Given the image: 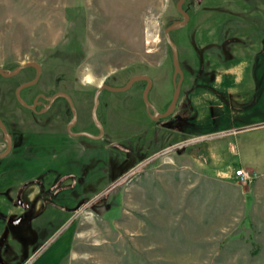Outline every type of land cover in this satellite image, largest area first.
I'll use <instances>...</instances> for the list:
<instances>
[{
  "label": "rangeland",
  "instance_id": "obj_1",
  "mask_svg": "<svg viewBox=\"0 0 264 264\" xmlns=\"http://www.w3.org/2000/svg\"><path fill=\"white\" fill-rule=\"evenodd\" d=\"M177 1L0 0V68L36 62L40 78L21 97L31 104L38 94L68 93L75 130L90 127L100 84L122 87L136 75L152 79L148 100L163 113L174 90L165 28L182 19ZM262 3L186 0L190 20L170 33L184 74L174 113L152 119L145 81L103 90V152L66 135L65 101L44 115L18 102L34 68L0 75L14 154L28 153V143L68 146L51 162L68 184V223L24 221V239L34 240L23 244V264H264V17L246 16ZM66 200L58 195L57 213Z\"/></svg>",
  "mask_w": 264,
  "mask_h": 264
},
{
  "label": "flooded vegetation",
  "instance_id": "obj_2",
  "mask_svg": "<svg viewBox=\"0 0 264 264\" xmlns=\"http://www.w3.org/2000/svg\"><path fill=\"white\" fill-rule=\"evenodd\" d=\"M252 1L253 0H250V2ZM260 7L261 10H258V6H256L254 10H248L246 12V16H255L253 12L255 11L257 13V17L259 16V14L264 17L263 3ZM54 94H52L51 96H53ZM95 95L93 98V106L90 113V127L81 130H75V126H77L78 121V114L76 109V122L70 128V130V123L67 124L65 127V133L69 137L86 138L88 140H91L92 142H96V145L91 146V148L94 149L92 150V152H103L105 129L103 118L98 114V107L100 105L99 96L95 113L96 120L93 118ZM51 96L38 94L37 96H35L31 104L27 103L28 105H35V108L33 110L27 107L25 108L33 111L38 115H44L54 107V104L58 100L65 101L69 106L65 98L59 97L55 99L49 107H47L50 103L47 98H50ZM72 117L73 115L71 111V120ZM100 126L102 127V130ZM6 128L8 133L11 135L12 146L8 154L0 159V163L4 162L2 172L3 181L5 183V185L0 188V264H23L21 262V251L23 248V244L27 243L32 247V239L34 240L33 237L27 240L24 239V236L22 235L23 229H25V227L26 229H30V227L26 226L24 221H30L34 225H39L41 221H49L50 218L51 220L58 219L60 221H63V224L68 223L65 219V216L68 215V184H61L62 179H57L56 169L51 164V162H53L56 158L62 156V154L68 155V146L60 148V146H57L58 144L56 145L52 140V143L45 144L43 146L39 143H28L23 147V150L29 151L30 153L23 152L21 154H14L15 150L18 148V143L9 128L7 126ZM69 131L72 134L86 132L91 136H74L71 135ZM2 141L4 146L0 149V153L5 152L7 149V142L4 140L3 133ZM55 151H57V153H55ZM59 194L61 196L63 195L67 197V200L64 203V207L60 209L62 210V213H57V198Z\"/></svg>",
  "mask_w": 264,
  "mask_h": 264
},
{
  "label": "water",
  "instance_id": "obj_3",
  "mask_svg": "<svg viewBox=\"0 0 264 264\" xmlns=\"http://www.w3.org/2000/svg\"><path fill=\"white\" fill-rule=\"evenodd\" d=\"M184 2H185V0H178L176 3V10L178 11V13H180L182 15L183 19L174 21L169 26H167L165 28V40H166V43L171 48L173 68H174L173 97H172V100H171L168 108L166 109V111L163 113L158 112L157 109L148 100V94L152 88V83H153L152 79L147 75H136V76L131 77L128 80V82L122 87H114V86H110L107 84H100L99 85V87L96 91L95 100H94L93 118L95 120H96V116H95L96 107L98 104V96H99L100 92H102L103 90H107L110 92H126V91L130 90L132 88L133 84H135L138 81H145L146 82V87L143 91L142 98H143L144 104L147 108V113L152 117V119L154 121H156L158 119L167 118L168 116H170L175 111L176 103L178 101L180 91H181V85H182V81H183V71L181 69L180 62H179V53H178L177 45L171 39L170 33L182 28L184 25L187 24V22L189 20L188 13L183 9ZM27 68H34L35 69V71H36L35 77H34V79L30 80L29 82L20 85L15 91V96L21 105L33 110L35 108V105H28L24 101V99L21 97V92H22V90H24L28 87L34 86L38 82V80L40 78V74H41L40 66L36 62H30V63H25L23 65H20L11 71H7V70L0 68V75H2L3 77H6V78H11V77L18 75L22 70H25ZM177 76H179L178 80H177ZM59 97H63L67 100V102L70 106V109L72 111L73 117H72V120L69 124V130H70V128L76 122V108H75V105H74V102H73L71 96L65 92H58V93L54 94L53 96H51L50 98H47L50 101V103L48 104L47 107H49L53 103V101ZM0 130L3 133L4 140L7 142L6 151L3 153H0V159H1L4 156H6V154H8V152L10 151L11 146H12L11 135L8 133L7 128L1 119V116H0ZM101 130H102V127H101ZM70 134L74 135V136H91L90 134H88L86 132H81L78 134H72L70 132Z\"/></svg>",
  "mask_w": 264,
  "mask_h": 264
},
{
  "label": "built area",
  "instance_id": "obj_4",
  "mask_svg": "<svg viewBox=\"0 0 264 264\" xmlns=\"http://www.w3.org/2000/svg\"><path fill=\"white\" fill-rule=\"evenodd\" d=\"M237 175L240 178H242V179H247L248 178L247 173L244 170H242V169H240V170L237 171Z\"/></svg>",
  "mask_w": 264,
  "mask_h": 264
},
{
  "label": "bare ground",
  "instance_id": "obj_5",
  "mask_svg": "<svg viewBox=\"0 0 264 264\" xmlns=\"http://www.w3.org/2000/svg\"><path fill=\"white\" fill-rule=\"evenodd\" d=\"M87 82H92L93 81V79L91 78V76H87Z\"/></svg>",
  "mask_w": 264,
  "mask_h": 264
}]
</instances>
